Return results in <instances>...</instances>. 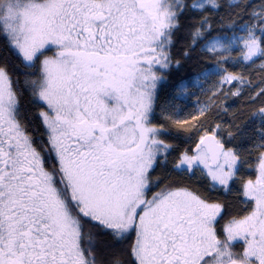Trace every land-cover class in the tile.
Instances as JSON below:
<instances>
[{"label":"snow or ice","instance_id":"6c2138e0","mask_svg":"<svg viewBox=\"0 0 264 264\" xmlns=\"http://www.w3.org/2000/svg\"><path fill=\"white\" fill-rule=\"evenodd\" d=\"M194 54L181 116L160 90ZM173 131L207 190L149 199ZM0 264H264V0H0Z\"/></svg>","mask_w":264,"mask_h":264},{"label":"trees","instance_id":"16d2710c","mask_svg":"<svg viewBox=\"0 0 264 264\" xmlns=\"http://www.w3.org/2000/svg\"><path fill=\"white\" fill-rule=\"evenodd\" d=\"M179 47V42L178 45ZM2 55L7 58L10 62V64L17 63L15 57L8 52L7 50H4ZM206 66L211 67L210 61H199L195 54L193 55V58L186 63H184L183 67L180 68L178 71H173L168 79V82L161 86L160 90V99L161 101L165 99L166 96L172 95L177 91V87H179L180 84L184 82H188L195 79V74L201 72L203 68ZM232 71H236L237 69H230ZM211 84V81H209L208 84H205L204 87L207 88ZM206 99L204 95H202L199 91V87H189L188 92L184 98L179 97L177 98V103L181 105L183 108V112L181 113V116L188 115L189 113L192 115L196 114V105L198 104L197 101L203 102ZM240 105V102L237 101V107ZM252 107H258V105L249 106L243 115H247L248 111L251 110ZM33 113L36 111V109H32ZM156 119L157 121L160 120V113L159 110H157L156 113ZM38 124V120L36 121ZM42 131V129L37 130V136H39V133ZM166 139L170 140L175 145V150L170 154L168 157L169 163L167 165H161L156 168V170L152 173V178L155 180L156 178H159V182L162 187H165L166 185L171 186H181V185H187L191 187L193 190H198L200 192H206L207 190V182L202 181L194 176H186L182 173H177L173 171V164L174 161L177 160L178 155L181 151L184 149H190L194 147V142L196 141L197 137L196 135H191V138L189 139V134L185 132H181L179 135L176 134L175 131H173L172 135L167 137ZM251 163L254 165L256 163L255 158L252 159ZM255 170L254 167H248L247 165L242 170V176L240 179H248L249 177L254 178ZM234 192L230 193L227 197H224L222 194L213 193L214 197H218L220 199H227L230 202V208L229 212L225 214L224 220L226 221L229 218L230 215H244L246 214V207L244 206V203L241 202L240 197H237L236 190H233Z\"/></svg>","mask_w":264,"mask_h":264},{"label":"flooded vegetation","instance_id":"af4514ba","mask_svg":"<svg viewBox=\"0 0 264 264\" xmlns=\"http://www.w3.org/2000/svg\"><path fill=\"white\" fill-rule=\"evenodd\" d=\"M182 174L188 176L187 173H182ZM162 188H164V187H162V185H161L160 183L155 184V185L150 189V191L147 193V197L150 199L151 196H152L154 193L160 191ZM225 222H226V221H225L224 219L221 220L220 225H219L218 227H221V228H222V226H223V224H224ZM134 235H135V234L132 233V236L129 238V240H127L123 245H120V246H121V247H126L128 244H130V243H131V240L134 239Z\"/></svg>","mask_w":264,"mask_h":264},{"label":"rangeland","instance_id":"374dc122","mask_svg":"<svg viewBox=\"0 0 264 264\" xmlns=\"http://www.w3.org/2000/svg\"><path fill=\"white\" fill-rule=\"evenodd\" d=\"M191 81H192V83H194V82H195V79H193V80H191ZM192 83L184 82V83H182V84H187V85H188V89H189L190 86L193 87V86H192ZM182 84H180L179 87H177V90L181 87ZM197 87H198V86H197ZM186 94H187V93H184V94L180 95L179 97L184 98V97L186 96ZM197 107H198V104L196 105V109H197ZM176 162H177V160L174 161V163H176ZM194 177L198 178V173H197L196 175H194ZM238 189H239V181H237V183H236L235 185H233V190L238 191ZM233 192H234V191H233ZM240 199H241V202L244 203V206L246 207L245 209L247 210L248 205L243 201V198L240 197Z\"/></svg>","mask_w":264,"mask_h":264}]
</instances>
